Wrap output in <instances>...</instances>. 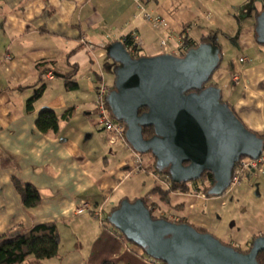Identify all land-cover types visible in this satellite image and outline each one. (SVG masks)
<instances>
[{
  "label": "crops",
  "instance_id": "0c3cea01",
  "mask_svg": "<svg viewBox=\"0 0 264 264\" xmlns=\"http://www.w3.org/2000/svg\"><path fill=\"white\" fill-rule=\"evenodd\" d=\"M246 1L144 0L147 12L166 21L165 28H154L134 0H0V235L13 228L28 229L56 222L61 236L58 256L40 263L30 257L22 264H64L63 231L71 230L74 234V229L83 238L91 233L96 238L95 243L79 249L82 256L75 263L102 264L110 260L116 264H162L144 260L141 250L118 236L115 238L105 222V230L93 227V214L75 212L86 199L95 205L103 204L107 215L125 198L106 209L121 179L143 172H132L137 162L130 146L122 140L112 144L110 134L96 128L95 89L105 83L106 65L99 61L107 55L109 44L122 41L127 35L138 37L137 47L142 55L155 56L165 53L160 45L165 33L171 34L168 52L175 55L185 52V37L199 44L210 36L217 38L220 32L238 34L241 56L249 61L243 62L233 74L239 75L238 82L232 77L233 83H239L240 92H244L243 97L238 100L239 95L236 97L233 106L249 129L264 135V114L258 111L250 114L254 110L250 109V85L258 90L254 84L261 78L257 71L264 75V67L258 69L264 59L253 63L248 54L259 46L255 26L257 13L264 10V0L248 5L244 10L245 21L239 24L240 20L234 21L233 11L241 10ZM187 26L191 27L185 32ZM74 67L79 84L76 90H69L63 77H46L49 71L66 74ZM224 75H229V70ZM42 86L34 109L27 110V100ZM44 109L55 111L59 117L69 109L74 110L69 120L60 122L57 133H43L37 129L36 119ZM113 146L117 147L110 153ZM116 155L119 159L111 167V158ZM251 174L242 178L230 201L225 194L201 197L192 190L163 191V199L151 193L150 199L156 205L154 214L160 211L159 216L172 221L185 218L222 240L223 224L226 221L230 224L232 217L228 213L232 207L241 205L243 188L250 185L256 173ZM14 176L39 190L42 201L38 206H23L13 184ZM164 178L167 176H162L165 183ZM168 186L169 183L162 188L168 190ZM261 233L264 230L248 233L244 239L246 246ZM230 238L229 243L238 244Z\"/></svg>",
  "mask_w": 264,
  "mask_h": 264
},
{
  "label": "water",
  "instance_id": "95a60500",
  "mask_svg": "<svg viewBox=\"0 0 264 264\" xmlns=\"http://www.w3.org/2000/svg\"><path fill=\"white\" fill-rule=\"evenodd\" d=\"M255 32L264 45V10L256 17ZM106 53L117 63L115 86L107 95L114 118L126 125L128 145L137 153H151L172 182H194L210 172L214 185L208 195L222 196L240 158L263 156L264 138L221 101L218 86L208 84L222 62L218 46L202 42L180 56L137 58L115 41ZM147 127L154 129L150 138L144 136ZM108 221L163 264H259L257 256L264 251V235L243 253L193 225L153 217L141 198L123 199Z\"/></svg>",
  "mask_w": 264,
  "mask_h": 264
},
{
  "label": "rangeland",
  "instance_id": "374dc122",
  "mask_svg": "<svg viewBox=\"0 0 264 264\" xmlns=\"http://www.w3.org/2000/svg\"><path fill=\"white\" fill-rule=\"evenodd\" d=\"M255 1L257 0H248L246 1L245 6L241 7V10L240 9L234 10L233 11V13H235L234 21L240 20L239 24H243L245 21L244 17L246 16V12L244 11L245 8L248 5L253 6ZM217 38L221 45L220 47L222 50L223 59L220 67L217 68L212 74V78L208 82V84H214L218 86L222 90L223 100L233 105L238 95L239 96L237 97V100L244 96L243 95L244 92H240L241 85L239 83L238 84L233 83L234 79L232 80L235 71L239 67L243 66V62H240V57H242L241 56L242 50L238 45V34L234 35L225 32L223 35V33L220 32L217 34ZM248 54L254 60L253 63L261 61L262 59H264V45L259 44V46L256 49H254L253 51H249ZM99 62L103 66L106 64L103 69V74H104L105 83L108 86L110 92L115 86L117 63L114 60H112L108 55H106L105 58L101 59ZM263 67L264 64L261 65L260 68L258 69H261ZM228 70H229V75L223 76V72L225 71L227 73ZM256 75L261 76V78L255 81L254 84V86H256L259 91L255 89L252 85H250V109H254V110H250V114L251 111L252 112L258 111L259 114H264V78H263L264 75L258 73V71ZM233 92L235 94L234 97H232ZM241 105H245V104H240V106ZM255 105H257V108L255 107ZM240 106H238V111L240 110L239 108ZM233 108L236 114L238 115L236 111L237 109L234 106ZM240 112L241 110L239 111V113ZM93 119L97 120L96 115H93ZM96 128H98V126ZM117 146L110 147V153L111 151H114V149H116L115 147ZM263 157H264V153H263ZM118 159H119L118 155L111 158V167L114 166L115 162ZM147 161L148 164L144 167V169L146 170L148 169V172L144 170L142 173L132 174L126 179H121L117 188L115 189V192L113 193L112 199L108 201L106 205L107 210H110V208L113 205L117 204L122 197H127L130 200H133L136 197H139L147 192H150L155 187L156 189L153 193L156 196L158 195L162 196L161 199L164 198V194L162 193L163 191L157 189L159 186L161 187L163 186V188L164 186L167 187V183H169V181L167 178L166 179L164 178V180H166L167 182L164 183L162 181V176H160L162 174L161 172H158L153 157H150ZM254 177L250 181V185L248 183V185L244 186L243 188L244 189L243 193L239 197L241 201V205L239 207L238 206L232 207L231 211L228 213V217L229 218L232 217L230 224H228V221H226V223L223 224L224 225L223 230L225 234L222 235L221 237L222 241L225 243H229L231 240L230 238L231 236L234 239V241L238 243L237 246H240L242 249H245L246 247V243L244 242V239L248 233L252 234V233H257L259 230H264V172L263 173L256 172ZM203 180L205 181L207 179L205 178ZM206 185L207 184L203 183L202 180L197 183L191 182L189 184V188H190L189 190H192V192L198 194L197 191L199 190H197L198 189L197 187L200 186L199 189L202 190L201 197H204L206 194L204 190ZM168 187L169 189L171 188L170 185ZM230 189L231 188L227 189L225 193V197L229 201L231 200V197L234 196L233 191L235 187L232 190ZM237 189H239V187ZM149 200L152 202L150 198ZM159 213L161 212L157 211L155 215L159 216ZM229 218H227L226 220H228ZM181 219H185V218H181ZM100 222L101 221L99 219L93 217V222H92L93 227H97L98 229L102 227V229L105 230V225H107L108 228L113 232L114 237L118 235L120 236V239L122 238L123 241H127L128 244L133 245L135 249L141 250L142 251L141 254L144 255L143 256L144 260L146 259L148 260L150 258L143 252L142 248L126 240L125 236L118 229H116L108 220H105L104 223L105 225ZM72 237L74 238L72 239ZM95 240L96 238L92 233L89 235V237L83 238V236L82 235L80 236L79 233L75 231V229H74V234L72 233L71 230L66 233H64L63 231V245H64L63 249H64V255H66L64 258V264H78V261L76 263L75 261L76 259H79L82 256L79 249L82 248V246H84L85 248L86 246H90L91 244L96 242Z\"/></svg>",
  "mask_w": 264,
  "mask_h": 264
},
{
  "label": "trees",
  "instance_id": "16d2710c",
  "mask_svg": "<svg viewBox=\"0 0 264 264\" xmlns=\"http://www.w3.org/2000/svg\"><path fill=\"white\" fill-rule=\"evenodd\" d=\"M260 12L261 11H259L257 13V16L259 15ZM124 38L126 39L124 42V45L126 47L133 46V52L135 54L133 55V52L130 51L132 56L137 57V58L143 56L140 52V49L137 46L133 45L134 42H133V36L132 35H127ZM202 42H209V43H212L213 45L218 46V48L220 50L221 57L223 59V54H222V50L220 47L221 45L218 42L216 36H210V37L204 39L203 41H201L199 44H201ZM183 44L186 48L185 52L188 51L189 49L195 48L199 45V44L192 42L191 40H189L186 37L184 38ZM185 52L181 53L180 55H183ZM56 73H59V72H56ZM76 74H77V67H74L71 72L63 74L64 75L63 78H65L66 86L69 90H76L79 87L78 81L75 78ZM43 87L44 86L40 87L38 89V93L36 95L30 97L27 100V102H26L27 110L32 111L34 109V106H33L34 102L42 94ZM221 101L223 103L227 104L229 106V108L236 114V112L233 108V105L224 101L223 96L221 98ZM73 110L74 109H69L67 112H65L62 115V117H59L55 111H53L51 109H44L39 113V115L36 119V127L39 131H41L43 133H48V132L57 133L60 129V122L62 120H69L73 115L72 114ZM144 110L145 109H142L141 112H143ZM110 112H111V109H110ZM111 114H112V112H111ZM112 116H113V114H112ZM125 127H126V125H125ZM143 132H144L145 138H150L154 135L153 127L144 128ZM260 136L264 138V135H260ZM154 160H155V166H156L155 157H154ZM157 170H158V172H161L162 175H160V176L166 175L168 181H170V183H171L170 189L165 190L161 186H159L157 190L160 189V190L166 191V192H171L174 190H181L182 192H188L189 191V189H190L189 183H174L171 181V178L167 175L166 170L160 171L158 168H157ZM205 178L209 180V184L206 185V187L204 189L205 193L208 194L214 185V176L210 172H205L202 176V179H205ZM13 184H14L15 188L17 189V191L21 195L22 204L24 207L33 208V207L38 206L41 203L42 196H41L39 190L33 184L24 183L19 178H17L16 176L13 177ZM155 189H156V187L153 190H151L150 192H148L147 194H145L144 196L135 198L133 200H130L127 197H125V198L129 199L130 201H136L137 199L141 198L144 201L145 205L150 208L153 217H155V218H160V217L167 218L165 216H156L154 214V212L156 210V207H155L156 205L154 203H152L149 200V198H150L151 193H153L155 191ZM125 198H123V199H125ZM121 201L119 202V204L117 206L113 207L107 213L106 220H108V215L110 214V212L112 210L116 209L120 205ZM167 219H169V218H167ZM175 222L190 224L185 219H179L178 221H175ZM190 225H192V224H190ZM194 227H196V226H194ZM196 228L200 232L210 233L206 229L199 228V227H196ZM260 235H264V233H262ZM260 235L254 236L251 239V241L249 242V244L245 247V249H242L240 246L233 245L231 243H225L222 240L221 241L227 245L233 246L235 249H237L240 252L248 253L252 249L254 240L257 237H259ZM60 244H61V236H60L58 225L56 222L40 223V224H36V225H34L28 229L21 228V227L9 229L5 233L0 235V264H22L23 262H25L30 257H34L36 259V261L38 263H40L44 260L52 259V258L58 256V254L60 252ZM149 260L152 262H155L151 258H149ZM257 260H258L259 264H264V251H262L258 254ZM102 264H116V263L113 261L107 260V261H104Z\"/></svg>",
  "mask_w": 264,
  "mask_h": 264
},
{
  "label": "built area",
  "instance_id": "2783aa9c",
  "mask_svg": "<svg viewBox=\"0 0 264 264\" xmlns=\"http://www.w3.org/2000/svg\"><path fill=\"white\" fill-rule=\"evenodd\" d=\"M135 1V5L136 7L140 10V13L143 14V16L145 17L146 21L154 28H165L166 27V21L165 19H163V17L159 16V15H153L150 12H147L144 8V0H134ZM191 26H187L185 28V32L188 31L190 29ZM166 36L162 37L160 39V45L162 47V49L165 51V53H169V48H170V44H169V38L171 36L170 33H165ZM125 38L122 39V42H125ZM137 41H138V37L137 36H133V42H134V46H137ZM127 49L131 52H133V46L127 47ZM135 53L133 52V55ZM171 54V53H169ZM136 56V55H135ZM249 58L246 56H243L240 59V62H248ZM55 76L54 72L49 71L46 74V77L48 79H51ZM234 81L238 82L239 81V75H235L233 77ZM109 93V88L105 83H100L96 89H95V94H96V99H95V115H96V126H98L100 131H105L108 134H110V142L112 144L116 143L118 140H122L123 142H125L127 145V141L125 138V132H126V127L125 125L120 122L117 121L111 114L110 112V108L107 102V95ZM129 146V145H128ZM136 154V162L137 165L135 167V169L132 172H142L144 171V167L148 164V159L150 157L154 156L151 153H147V154H140L135 152ZM255 170L256 172H263L264 170V157H260L257 160L245 157V158H240L234 169L232 172V178H231V183L229 188H231L230 190H232L234 187H236L238 184H240L241 182V178L242 176L250 171ZM203 181V183L208 185L209 180H203L202 178L195 181V183ZM191 182H189L190 184ZM170 181H169V185H170ZM200 186H198L197 193L198 195H201L202 190L199 189ZM228 188V189H229ZM76 214H83L84 212H89L91 214H93L97 219H99L101 221V223L103 224L106 220V215L104 214V205L100 204V205H95L92 202L83 199L81 201V203L76 207ZM118 236V235H117ZM120 238V236H118ZM157 262V261H155Z\"/></svg>",
  "mask_w": 264,
  "mask_h": 264
},
{
  "label": "flooded vegetation",
  "instance_id": "af4514ba",
  "mask_svg": "<svg viewBox=\"0 0 264 264\" xmlns=\"http://www.w3.org/2000/svg\"><path fill=\"white\" fill-rule=\"evenodd\" d=\"M242 158H245V157H242ZM263 172H264V170H263ZM263 172H261V173H263ZM251 173H256V171L255 170H253V171H250V172H247V173H245L243 176H242V178L246 175V174H248V175H252ZM242 178H241V181H242ZM241 183V182H240ZM262 234V233H261ZM257 235H260V234H257ZM256 236V235H255ZM261 236V235H260Z\"/></svg>",
  "mask_w": 264,
  "mask_h": 264
}]
</instances>
